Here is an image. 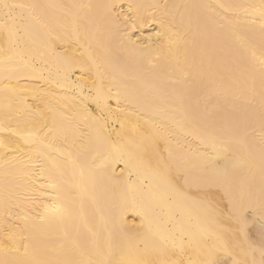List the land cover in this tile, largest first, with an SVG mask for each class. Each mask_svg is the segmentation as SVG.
Segmentation results:
<instances>
[{
	"label": "bare ground",
	"instance_id": "bare-ground-1",
	"mask_svg": "<svg viewBox=\"0 0 264 264\" xmlns=\"http://www.w3.org/2000/svg\"><path fill=\"white\" fill-rule=\"evenodd\" d=\"M262 12L0 0V264H260Z\"/></svg>",
	"mask_w": 264,
	"mask_h": 264
},
{
	"label": "snow or ice",
	"instance_id": "snow-or-ice-1",
	"mask_svg": "<svg viewBox=\"0 0 264 264\" xmlns=\"http://www.w3.org/2000/svg\"><path fill=\"white\" fill-rule=\"evenodd\" d=\"M23 7V5H21ZM262 15H264V12H262ZM9 35L11 36V32L9 31ZM230 255V253H228ZM179 264V262H178ZM210 264H224V262L216 260V261H211ZM232 264H256L255 261H247V260H239L236 258H233ZM260 264H264V246L261 247V261Z\"/></svg>",
	"mask_w": 264,
	"mask_h": 264
},
{
	"label": "rangeland",
	"instance_id": "rangeland-1",
	"mask_svg": "<svg viewBox=\"0 0 264 264\" xmlns=\"http://www.w3.org/2000/svg\"><path fill=\"white\" fill-rule=\"evenodd\" d=\"M250 215L252 216V214H251V213H250ZM260 227H262V226L260 225ZM251 228H252V230H251V231L253 232V230H254L253 228H255V227L252 225V226L249 228V230H250ZM262 228H263V229H262ZM262 228H260V229H262V230H263L262 234L264 235V227H262ZM251 231H250V232H251ZM260 233H261V230H260ZM254 234H255V233H254ZM260 235H261V234H260ZM254 236H255V235H254ZM261 237H262V238H264V236H262V235H261Z\"/></svg>",
	"mask_w": 264,
	"mask_h": 264
}]
</instances>
